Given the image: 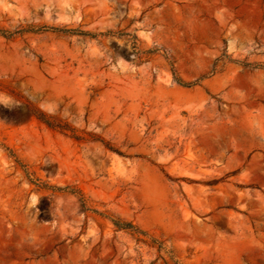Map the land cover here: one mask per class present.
<instances>
[{
    "label": "rangeland",
    "instance_id": "rangeland-1",
    "mask_svg": "<svg viewBox=\"0 0 264 264\" xmlns=\"http://www.w3.org/2000/svg\"><path fill=\"white\" fill-rule=\"evenodd\" d=\"M29 26L0 33V264H264V0H0Z\"/></svg>",
    "mask_w": 264,
    "mask_h": 264
},
{
    "label": "trees",
    "instance_id": "trees-1",
    "mask_svg": "<svg viewBox=\"0 0 264 264\" xmlns=\"http://www.w3.org/2000/svg\"><path fill=\"white\" fill-rule=\"evenodd\" d=\"M50 29L48 26H43L42 28H39L38 31L41 30H47ZM51 29H54L55 31L58 32H62V33H77V34H81V35H91V36H95L98 34H93L91 32H87L84 30H80V29H63V28H54L52 27ZM25 31H36L34 27L29 26V27H21V28H16L14 30H6V29H0V33L3 34L5 37L7 38H13L15 37L17 34L23 33ZM135 41H134V48L135 50H137L138 52V44H137V36H134ZM174 74V79L181 85H185V86H190L193 85L194 83H187L185 82L181 77L178 76V74L176 73V71H173ZM31 115L35 116L38 120H40L41 122L47 124L49 127L60 130L62 132L65 133H69L74 139L78 140V141H82V140H89V141H100L102 142L105 147L116 151L118 153H122L120 150H118L117 148H115L110 142L104 140L103 138L99 137L97 134L92 133V132H88L85 130H79L75 127H73L70 123H68L67 121L63 120L62 118L53 115V114H48L46 112H43L39 109H30ZM9 149V148H7ZM11 155L15 154L13 153V151L10 149L9 150ZM19 161V160H17ZM21 163V162H19ZM23 165L27 175L30 176V172L29 170H27L26 166ZM33 178H31V182H35L36 185H38L39 187L42 188H51L53 190H67L70 193L73 194H77L80 197V200L83 203V206L85 209H87V205H86V199L84 198L83 194L81 191L79 190H75L74 188H67V189H63L60 187H55V186H49L48 184H44L39 178H36V180H32ZM114 223V225L117 227V229L119 230H127L133 234H136L139 236V240H144V238H140V235L143 236H147V233L140 230L135 224H133L132 222H126V221H122L120 219H111Z\"/></svg>",
    "mask_w": 264,
    "mask_h": 264
}]
</instances>
